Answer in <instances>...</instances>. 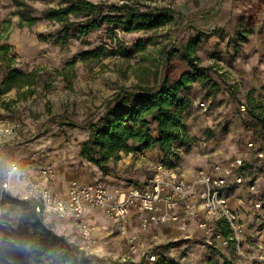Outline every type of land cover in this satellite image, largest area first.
Instances as JSON below:
<instances>
[{
  "label": "rangeland",
  "instance_id": "374dc122",
  "mask_svg": "<svg viewBox=\"0 0 264 264\" xmlns=\"http://www.w3.org/2000/svg\"><path fill=\"white\" fill-rule=\"evenodd\" d=\"M22 1L39 10L66 3L65 0ZM128 1L138 2L144 10L159 8L169 20L153 30L127 32L118 26H104L83 38L56 44L52 37L38 40L37 35L54 32L57 23L36 20L32 25L19 26L21 16L13 0H0V43L9 46L11 66L36 73L32 86L0 95V104L6 108V112H0V122L19 118L25 125L15 145L0 144V180L10 162L17 161L27 172L51 164L62 175L82 171L111 186H126L144 182L158 160L169 167L194 169L242 155L250 140L264 150V131L255 126L247 110L256 108L264 112V0ZM21 8L27 10L25 6ZM24 14L38 15L34 11ZM190 18L193 26L183 22ZM201 30L217 32L209 35ZM197 34L200 41L193 55L200 66L209 68L211 81L190 85V103L183 112V119L189 120L188 147L178 146L175 149L178 155L168 157L155 149L122 152L117 161L110 162L111 169L106 174L82 159L79 144L87 137L88 130L81 125L96 118L121 87L151 81L164 47L171 52L174 68L171 75L186 70L188 66L180 57L179 44ZM148 36L151 42L143 50H137L135 43ZM0 65L1 80L5 68L3 62ZM199 101L207 102L206 110L199 107ZM24 190L23 183L14 180L7 197L0 199V264H181L182 257H190L195 264H216L224 256L234 259L230 251L199 250L195 233L190 238H185L183 233L176 237L165 234L158 236L150 247H146L148 241L144 240L140 249L130 250L125 237L117 233L115 223L99 209H91L92 218L100 223L94 226L95 251L82 249V238L72 220L43 215L39 216L43 224L64 238L51 250L44 251L39 243L31 241L35 202L22 198ZM229 191L243 200L247 195L243 188ZM257 196L264 199V176L259 181ZM242 213L249 224L254 222L248 206ZM192 230H197L196 225ZM149 253L155 254L154 260H146Z\"/></svg>",
  "mask_w": 264,
  "mask_h": 264
},
{
  "label": "built area",
  "instance_id": "2783aa9c",
  "mask_svg": "<svg viewBox=\"0 0 264 264\" xmlns=\"http://www.w3.org/2000/svg\"><path fill=\"white\" fill-rule=\"evenodd\" d=\"M198 105L203 110L208 107L206 101H199ZM240 106L245 109L244 104ZM24 129L19 118L3 119L0 144L15 145L18 133ZM262 176L264 150L250 140L242 155L197 168L192 179H187L177 167L158 160L142 183L111 188L100 181L72 179L62 194L54 189L57 170L53 165L23 172L17 161H11L0 180V197L10 190L12 181L22 182L25 187L22 198L33 200L37 213L72 220L82 238V249L87 252L95 251L97 238L86 212L100 209L115 223L117 233L125 237L130 250L140 249L139 238L153 225L173 224L185 238L195 233L205 250L230 251L234 259L243 263H264V199L257 196ZM230 188L245 189V200L236 198L237 202L232 204ZM246 206L254 220L252 224L243 216L242 209L246 210ZM131 216L138 226L133 232L128 228ZM193 225H196L195 232ZM154 259L155 254H147L146 260ZM234 259L231 260L237 264ZM181 264L195 262L190 257H182Z\"/></svg>",
  "mask_w": 264,
  "mask_h": 264
},
{
  "label": "trees",
  "instance_id": "16d2710c",
  "mask_svg": "<svg viewBox=\"0 0 264 264\" xmlns=\"http://www.w3.org/2000/svg\"><path fill=\"white\" fill-rule=\"evenodd\" d=\"M65 4L49 6L41 10L28 6L22 0H13L17 13L21 16L19 26L32 25L36 20L57 23L54 32L48 35L38 33V40L53 38L56 44H65L70 39H80L92 30L104 26H118L123 31L141 29L153 30L169 20L159 8L144 10L138 2L104 3L92 0H65ZM22 6L27 10H21ZM25 11L37 12V17L25 15ZM25 21V23H24ZM189 26L194 25L192 18L184 19ZM215 35L217 30L204 31ZM200 36H189L179 44L180 57L188 68L172 76L171 52L165 47L152 72V80L137 83L131 87H121L106 102L104 110L94 119L85 121L82 128L88 130L87 137L79 144V156L95 165L103 174L110 169V162L120 158V154L155 149L163 157L178 155L175 149L188 147L189 134L183 112L190 103L189 89L195 82L211 81L207 67L200 66L193 55ZM150 37L139 39L135 43L137 50H143L150 43ZM9 46L0 43V60L4 63L5 72L0 80V92L12 88L32 86L36 80L34 71L25 72L11 66ZM93 54L94 52H89ZM214 84V83H213ZM250 108L255 126L264 131V112ZM7 194L1 196V200ZM32 201L31 199H27ZM22 203L19 200H12ZM25 205V204H24ZM27 207V206H26ZM31 207V205H30ZM32 204L33 236L31 241L39 243L44 251H49L64 241L54 231L47 228L39 216H50L37 213ZM43 239L44 242H39ZM34 245V244H33ZM34 247V246H33ZM216 264H235L228 256Z\"/></svg>",
  "mask_w": 264,
  "mask_h": 264
},
{
  "label": "crops",
  "instance_id": "0c3cea01",
  "mask_svg": "<svg viewBox=\"0 0 264 264\" xmlns=\"http://www.w3.org/2000/svg\"><path fill=\"white\" fill-rule=\"evenodd\" d=\"M11 39H13V37L11 36ZM8 40V39H7ZM7 43H10V41H6ZM0 64H1V60H0ZM1 67V65H0ZM1 76V74H0ZM27 87V86H24ZM21 88H12L11 90L7 91V92H3L0 95H6L7 93H10L12 90H20ZM0 112H6V108L4 107V105L0 104ZM184 122L189 125V120H187V118L184 120ZM148 151V150H146ZM20 167V166H19ZM200 167H208V165L206 166H200ZM197 167V168H200ZM178 170L187 178V179H192L193 177V172L195 169L197 168H191V169H183L180 167H177ZM21 171H24L21 167H20ZM27 170H25L24 172H26ZM74 177V178H72ZM96 177H94L92 174H88L87 172H82V171H74L72 173V175H70V173L66 176V175H62L61 172H59V170L57 169V177L56 180L54 182V189L55 191H57L59 194H62L65 192L67 185L69 183L70 180L72 179H76V180H80V181H84V182H92V181H97L95 179ZM16 185L17 182H16ZM111 188H114L115 186H111L110 184H108ZM25 192V190H24ZM235 196L233 194L232 198H231V203L235 204ZM100 210V209H99ZM102 211V210H101ZM103 212V211H102ZM86 216H87V220L93 224L95 226V223L100 224L99 222L94 221V219L92 218V212L91 210H87L86 212ZM137 222L135 220L134 217H130V222H129V231L133 232L135 230H137ZM165 234L169 235V236H179L182 234V231H180L175 225L173 224H155L151 227V229L149 230L148 233L142 235L139 238V242H141V245L144 244V240L147 242L148 241V246H150L151 244L155 243V240L158 236H165ZM146 246V247H148ZM199 250H203V248L199 245ZM199 255H197L196 257H198Z\"/></svg>",
  "mask_w": 264,
  "mask_h": 264
}]
</instances>
